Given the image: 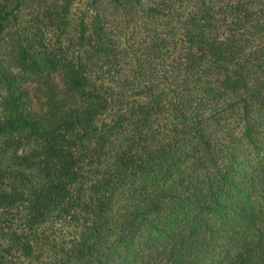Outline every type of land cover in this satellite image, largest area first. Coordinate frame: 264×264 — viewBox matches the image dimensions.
Instances as JSON below:
<instances>
[{
  "label": "trees",
  "instance_id": "trees-1",
  "mask_svg": "<svg viewBox=\"0 0 264 264\" xmlns=\"http://www.w3.org/2000/svg\"><path fill=\"white\" fill-rule=\"evenodd\" d=\"M0 264H264V0H0Z\"/></svg>",
  "mask_w": 264,
  "mask_h": 264
}]
</instances>
